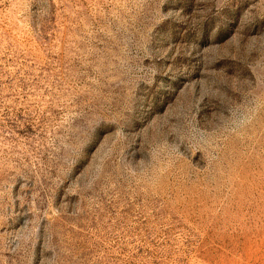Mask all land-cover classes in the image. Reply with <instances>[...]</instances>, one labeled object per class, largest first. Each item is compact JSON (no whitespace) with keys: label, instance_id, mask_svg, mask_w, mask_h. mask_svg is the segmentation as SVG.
Listing matches in <instances>:
<instances>
[{"label":"rangeland","instance_id":"1","mask_svg":"<svg viewBox=\"0 0 264 264\" xmlns=\"http://www.w3.org/2000/svg\"><path fill=\"white\" fill-rule=\"evenodd\" d=\"M0 264H264V0H0Z\"/></svg>","mask_w":264,"mask_h":264}]
</instances>
